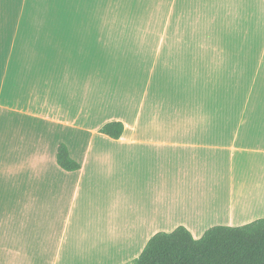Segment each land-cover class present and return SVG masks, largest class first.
<instances>
[{"label":"crops","instance_id":"crops-1","mask_svg":"<svg viewBox=\"0 0 264 264\" xmlns=\"http://www.w3.org/2000/svg\"><path fill=\"white\" fill-rule=\"evenodd\" d=\"M129 2L0 0V264H126L159 231L264 217V98L227 104L264 69V0ZM131 16L175 20L190 55L133 59L136 31L100 24Z\"/></svg>","mask_w":264,"mask_h":264},{"label":"trees","instance_id":"trees-1","mask_svg":"<svg viewBox=\"0 0 264 264\" xmlns=\"http://www.w3.org/2000/svg\"><path fill=\"white\" fill-rule=\"evenodd\" d=\"M124 126L107 122L100 132L119 138ZM57 164L66 171L80 168L63 143L56 151ZM126 264H264V217L240 226L214 225L195 239L183 226L152 235L140 255Z\"/></svg>","mask_w":264,"mask_h":264},{"label":"rangeland","instance_id":"rangeland-1","mask_svg":"<svg viewBox=\"0 0 264 264\" xmlns=\"http://www.w3.org/2000/svg\"><path fill=\"white\" fill-rule=\"evenodd\" d=\"M129 1V0H127ZM140 0H134V4L130 3L132 6L135 8H138ZM125 14V13H124ZM129 14V13H127ZM131 14V13H130ZM133 15V14H131ZM118 17H121V15H117ZM136 16V15H135ZM131 16L128 20H114V21H109V22H100V24L103 26L102 28H110L114 30H126V29H131L135 30L136 33H133V36H128L126 39H129L128 42L132 40V44L130 43L131 47V52L129 55L135 59L134 57L139 56L141 53L144 60L151 62L153 52L157 48L161 53L159 54V59H158V64L156 66V69L160 67V63L165 61V58L167 56L173 57V60L178 62L181 60V57L183 56V50H182V45L183 42L187 44L186 49L189 51L190 55V37L186 36H172L171 33L176 32L177 30H180L182 28L176 26V21L175 20H166V21H158V22H147V21H140L138 19H134ZM116 17V18H118ZM128 17V16H127ZM105 24H107V27H105ZM148 25V26H146ZM148 28V29H153L154 32L157 30L161 31L162 29H167V33L164 37H162V40L159 42V37L154 36L151 34L150 36H145L140 34V29L143 28ZM187 28V27H186ZM170 47H173V49L170 51V54L167 52V49ZM168 47V48H167ZM164 57V60L161 58ZM133 64V62H131ZM131 64V65H132ZM158 71L160 68L157 69ZM233 72V75L237 74L239 71L242 69L234 68V69H228ZM131 72H132V77L137 75V68H135L133 65L131 66ZM244 72V71H243ZM248 73L251 74L250 77H244L240 75V77H237L236 75V81L237 83L235 84V89L231 92V94L228 93L229 95V100L227 102L228 107H236L240 106L241 107H252V93H251V88L258 87L259 90L261 91V87H264V69H248ZM137 80V79H136ZM247 84H246V83ZM243 84L249 88V92L247 91L245 94L242 93V96H245L247 99H243L242 101H236L234 98L235 96L238 95V93L235 92L237 90L236 86L242 87ZM258 91V90H257ZM257 93V98L253 99L255 101V105L261 107L263 101L262 98H264V91Z\"/></svg>","mask_w":264,"mask_h":264}]
</instances>
